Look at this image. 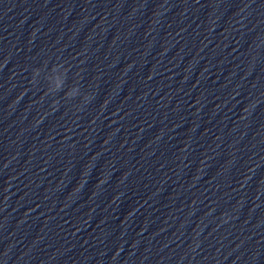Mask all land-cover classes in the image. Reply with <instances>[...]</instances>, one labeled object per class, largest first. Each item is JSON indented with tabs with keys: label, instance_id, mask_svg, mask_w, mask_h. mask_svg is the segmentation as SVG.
<instances>
[{
	"label": "clouds",
	"instance_id": "clouds-1",
	"mask_svg": "<svg viewBox=\"0 0 264 264\" xmlns=\"http://www.w3.org/2000/svg\"><path fill=\"white\" fill-rule=\"evenodd\" d=\"M33 81H34V78H33ZM35 82V81H34ZM86 97V100L88 99V97L87 96H85Z\"/></svg>",
	"mask_w": 264,
	"mask_h": 264
}]
</instances>
